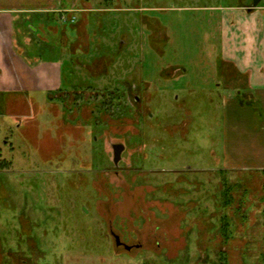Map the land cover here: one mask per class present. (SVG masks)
<instances>
[{"label": "rangeland", "instance_id": "obj_1", "mask_svg": "<svg viewBox=\"0 0 264 264\" xmlns=\"http://www.w3.org/2000/svg\"><path fill=\"white\" fill-rule=\"evenodd\" d=\"M81 1L43 14L25 47L27 60L61 65L58 84L0 108V264H222L219 251L264 264V173L220 170V93L250 81L223 80L218 60L257 32L226 7L253 0ZM249 51L261 70L264 44ZM226 215L236 232L223 244L211 233Z\"/></svg>", "mask_w": 264, "mask_h": 264}, {"label": "crops", "instance_id": "obj_2", "mask_svg": "<svg viewBox=\"0 0 264 264\" xmlns=\"http://www.w3.org/2000/svg\"><path fill=\"white\" fill-rule=\"evenodd\" d=\"M80 2L82 7H79ZM83 7L81 0H0V94L7 96L13 94L10 97L6 96L5 102L4 99L0 100V108L5 106L10 109V105L26 106L27 102L14 101L17 92L23 90L37 92L44 90L43 86L58 84V72L61 71V65L58 66L57 62L41 64L40 57H36L32 61L27 60L25 47L33 41L32 34L39 32L43 27V21H41L43 14L48 16L68 12L70 15L69 13L74 11L86 10ZM258 11L250 17L253 24L252 31L257 32L252 35H249L250 32H248V36L244 39L246 46L241 53L228 56L221 51L220 60H218L223 80H230L233 75L237 76L238 74L245 76L250 81L246 84L225 88L223 94L220 93V102L223 106L220 141L222 165L220 170L229 173L264 172V65L261 70L256 72L250 70L254 52L249 51L253 44L257 46L264 44V39L260 40L261 38H259L264 36V27L260 24L262 23L261 19L264 21V8ZM256 20L257 23H255ZM32 23H34L33 25L37 23L38 27L30 28L29 25ZM248 29L251 30L250 27ZM50 30L55 33L62 31L52 25ZM63 36H67L66 31ZM221 41L224 43L222 39ZM228 68H232L230 73ZM44 75H47L49 80L42 83ZM255 81L259 83L254 84ZM217 86L220 87V85ZM10 99L13 101L10 102ZM34 99L35 102L32 99V102L28 103L31 108L37 103L39 106L41 105L40 107L43 106L41 102L37 101V98ZM11 115L12 125L20 130L22 128L20 114L13 112ZM6 124V121L0 119V130L8 131ZM2 141L1 139L0 142ZM5 144L7 146L9 141L7 140ZM7 148L0 145V173L6 171L10 166L7 160H2V155Z\"/></svg>", "mask_w": 264, "mask_h": 264}, {"label": "trees", "instance_id": "obj_3", "mask_svg": "<svg viewBox=\"0 0 264 264\" xmlns=\"http://www.w3.org/2000/svg\"><path fill=\"white\" fill-rule=\"evenodd\" d=\"M223 196L224 197H227V192L224 193ZM232 200H233L232 198H229V200L228 199L227 200H224L223 209H226L229 205L231 206V204L233 202ZM228 217H229L228 215L222 216V218L220 219V224H219L221 230L220 231L219 230H216L215 232H212L211 233L212 234V237H214L213 234H215L216 236H219V234H220V237L223 238V240H222V243L223 244H227V243H229V241H232V238H233L232 236H234V234L236 232L233 229L234 228V225L230 223V221L228 220ZM214 224L216 225L214 228H217V225L218 224H216L215 222H214ZM231 228L233 229L232 230L233 233H232V231H229V229H231ZM231 234H233L231 236L232 238L230 237ZM235 238H237V236ZM218 253L220 254L219 255V261H221L222 264H229V259L227 257L226 252L219 251Z\"/></svg>", "mask_w": 264, "mask_h": 264}, {"label": "water", "instance_id": "obj_4", "mask_svg": "<svg viewBox=\"0 0 264 264\" xmlns=\"http://www.w3.org/2000/svg\"><path fill=\"white\" fill-rule=\"evenodd\" d=\"M260 1L261 0H255L253 6L257 7ZM113 150H114V162H115L116 165H118L119 162L121 161L122 153L125 150V146L123 144H115L113 146ZM113 236L115 237L117 246H124L125 249H127L129 251L132 250L133 247L123 243L121 241V237L120 236H118L115 233H113Z\"/></svg>", "mask_w": 264, "mask_h": 264}, {"label": "flooded vegetation", "instance_id": "obj_5", "mask_svg": "<svg viewBox=\"0 0 264 264\" xmlns=\"http://www.w3.org/2000/svg\"><path fill=\"white\" fill-rule=\"evenodd\" d=\"M254 1L253 0L249 5H242V6H238V7H226L228 10H236V11H243L241 12L242 14L245 13L248 15V17H251L253 16L254 14H256L257 12H259L258 10L261 9V8H264V5L262 4L263 0H261L258 4L257 7H254L253 4H254ZM240 5V4H239ZM222 38V37H221Z\"/></svg>", "mask_w": 264, "mask_h": 264}]
</instances>
